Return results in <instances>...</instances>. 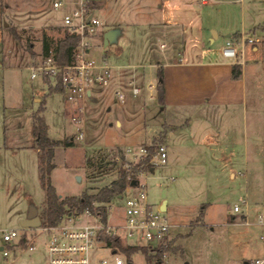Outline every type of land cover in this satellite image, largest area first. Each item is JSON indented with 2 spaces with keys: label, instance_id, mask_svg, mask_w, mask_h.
I'll return each instance as SVG.
<instances>
[{
  "label": "rangeland",
  "instance_id": "obj_1",
  "mask_svg": "<svg viewBox=\"0 0 264 264\" xmlns=\"http://www.w3.org/2000/svg\"><path fill=\"white\" fill-rule=\"evenodd\" d=\"M8 1L14 10L4 19L7 24L3 22L0 28V245L4 244L5 228L17 227L26 235L32 230L20 224L30 204L41 214L45 192L39 180L37 152L29 145L34 140L32 113L40 103L36 98L45 96L43 113L49 135L74 140L73 145H58L55 151L56 166L51 181L61 197L95 191L117 178L120 163L114 157L124 145L167 144V162L147 172V191L153 204L167 201L164 214L172 225L174 245L180 246V250L166 251L161 263L157 257L148 260L139 250L132 254L131 264H243V259L262 258L264 225L256 223V215L264 210V29L258 27L260 19H264V0L236 2L231 18L237 27L232 31L244 29L247 36L261 38L256 42L257 51L249 43L240 56V61L248 60L244 71L247 85L244 103L214 107L210 110V127L200 123L196 132L183 129L178 133L174 132L175 127L163 125L165 112L155 96L150 97V111L142 113L140 105L135 104L141 95L134 96L130 86L124 89L125 101L118 100L113 93L99 114L90 102L82 108L73 101L67 102L63 91H50V83L42 75L33 79L29 65L43 57L44 38L54 45L65 29L60 23L63 10H56L54 21L46 22L41 16L52 17L49 11L52 8L50 2H45L47 5L43 3L38 11V20H28L25 13H19L22 0L4 2ZM11 26L21 33L22 42L13 35ZM212 29L206 30L205 44L217 52L225 44L227 31H221L220 37L211 42ZM138 33L130 30L128 35L108 45L92 43L88 56L102 60L109 55L108 61L125 60L129 52H137L144 46ZM164 39L159 35L153 38L156 53L160 52ZM27 40L34 43L36 56L26 49ZM155 61L150 58V63ZM51 85L56 86L54 79ZM116 115L122 118V126L116 124ZM74 116L82 118L84 137L78 136L76 123L71 120ZM205 127L210 128L211 135ZM165 128L166 139L162 133ZM207 136H212V140ZM14 144L26 148H14ZM232 171L235 176L231 175ZM244 197L251 207V223L243 222L242 215L233 213L234 203L244 205ZM112 204L110 218L116 221L123 211V198L114 199ZM84 218L81 215L79 221H85ZM36 231L41 229H33L34 236L38 235ZM42 239L43 234L36 239L35 249L23 244L9 246L8 256L0 249V264H48ZM145 247L148 254H154ZM122 255L127 258L125 253ZM102 256L113 258L115 254L109 247L97 245L92 257Z\"/></svg>",
  "mask_w": 264,
  "mask_h": 264
},
{
  "label": "crops",
  "instance_id": "obj_2",
  "mask_svg": "<svg viewBox=\"0 0 264 264\" xmlns=\"http://www.w3.org/2000/svg\"><path fill=\"white\" fill-rule=\"evenodd\" d=\"M4 1L7 0H0L1 29L2 23L5 22L4 19L9 15L11 10H14L9 1L7 3ZM52 1L22 0L23 5L19 13H25L28 20H38V11L43 6V3L50 2L49 4L52 9L49 11L52 13V17L45 14L40 16L46 22L54 21L53 17H56L55 12L58 9L53 8ZM236 2H243V0H212V2L210 0H163L161 4L159 0H100L97 12L103 24L99 26L97 33L92 36V43L108 45L112 42H117L121 37L128 35L130 30L139 32L138 34H141L140 36L143 37L145 43L137 52H129L128 54L130 55H128L127 59L109 61L112 64L123 65L113 80L107 86L93 88L85 100L74 103L84 108L85 103L90 102V106L96 107V110L100 114L101 109L105 108V104L107 105L111 100L112 94L114 93L117 97V88H121L125 93L126 99L127 95L124 89L130 86L128 80L134 76L137 85L140 87V91L134 93L132 90V94L134 96L141 95L135 104L140 105L142 108L140 109L141 112L146 114L147 111H150V97L155 96L158 100L157 73L158 68L161 66L165 82V103H159L165 112L163 125L166 128L175 127V133L183 129H191V132H196L197 126L200 123L206 124V126L209 125L210 127L212 123L210 110L223 105L231 107L239 106L244 103L246 98L247 85L244 79V71L248 60L246 59L245 62L241 61V74L238 78H234L232 76L234 61L225 57L221 51L224 43L218 48L217 52L211 51V48L205 44V39L208 36L206 35L207 28H213V35L209 36L211 42L220 37L221 31H227L224 34L226 36L224 42L230 37L235 40L238 39V35L241 32L246 33V31H243L244 29L242 31H239V29L232 31L234 28H237L234 27L231 19L235 11L234 5ZM6 8L7 11H5ZM60 23L63 25L61 21ZM258 27L264 29V19H260ZM110 29L116 30L115 37L113 40L105 43V33ZM155 35L165 38L160 43L159 53L153 50L152 40ZM247 44L241 45V43H238L243 55L244 51L246 52ZM250 44L253 51L259 49L256 43ZM108 57L109 55L104 58L109 60ZM116 57H119V55ZM150 58H155L156 63H150ZM144 60H148V63ZM256 60L257 58L254 59V61ZM1 64L2 62L0 61ZM133 65L135 67H132ZM40 99L36 98L37 101ZM117 99L120 100L118 97ZM68 101L71 100L67 99ZM66 107L65 104V110ZM110 108L109 105L108 109ZM116 124L119 126L123 125L120 115H116ZM209 127H205V130L208 132V135H211L212 131H210ZM166 128L162 132L163 136L165 133V139L168 133ZM191 137L194 140L196 139V136L193 134ZM208 139L212 140V136H209ZM33 143L34 140L29 147L35 148L37 152L38 149L33 146ZM128 146L133 145L127 144L123 147L126 148ZM13 147L26 148L25 145L21 144H14ZM231 175L235 176V172L232 171ZM118 198H121V196ZM158 205L161 208L164 205V210L168 208L166 200L158 203ZM31 206L32 204H30ZM30 207L28 208V212ZM25 217L27 215L22 218ZM118 218L116 221H112L110 218V221L113 223L123 221V211L118 215ZM28 228L32 229L26 232L31 237L33 229H37L38 227ZM36 233L38 234L36 239H38L41 234L38 231ZM34 234L35 232L33 236ZM41 241L43 243V239ZM43 249H45L44 243ZM242 262L243 264H247L248 260L243 259Z\"/></svg>",
  "mask_w": 264,
  "mask_h": 264
},
{
  "label": "built area",
  "instance_id": "obj_3",
  "mask_svg": "<svg viewBox=\"0 0 264 264\" xmlns=\"http://www.w3.org/2000/svg\"><path fill=\"white\" fill-rule=\"evenodd\" d=\"M100 0H53L52 6L55 9L63 10V26L71 33L82 36L79 45L76 47L75 59L68 64H59L56 60V52L51 49L39 61L29 65L31 77L36 78L42 75L52 84V79L61 84L68 100L79 102L85 100L95 87L107 86L117 75L123 65L112 64L107 59L98 60L89 57L92 45V36L97 33L99 26L103 24L98 15V4ZM261 41L260 37L247 36L245 32L238 35V39L228 38L222 46V54L236 62H240L243 56L238 43H256ZM132 67H135L134 65ZM134 93L140 91L136 78L133 76L128 80ZM117 97L124 101L125 93L121 88L116 90ZM75 129L79 137H84L82 118L74 116ZM149 144L128 146L117 152L114 159L129 167L139 162L145 156L148 160L143 167L132 171L130 177L136 179V184L130 183L123 195V221L111 222L110 214L113 212V200L106 203L109 212L107 220L103 221L100 213H93L90 209L78 211L74 209L62 216L61 220L54 225H41L40 234H43L44 248L47 252L48 264H131L122 254V251L115 250L104 239L105 236L119 240L125 244L148 246L153 253L157 252L160 245H166L172 238L170 234L171 223L158 204H153L148 196L146 178L147 172L155 169L156 165L167 162V147L164 142L155 144L153 150ZM132 182V181H131ZM244 205L235 202L233 213L242 215L243 222L251 223L250 205L246 197L242 198ZM85 215V221H79V217ZM90 219V220H89ZM256 223L264 225V210L258 211ZM27 240L29 249H35V239L25 234L17 227L5 228L3 230L2 251L5 256L10 253L9 246L21 245L22 238ZM264 237V235H263ZM97 245L109 247L115 256H106L93 259L92 252ZM166 254L164 252L163 256ZM247 264H264V256L259 259L248 261Z\"/></svg>",
  "mask_w": 264,
  "mask_h": 264
},
{
  "label": "trees",
  "instance_id": "obj_4",
  "mask_svg": "<svg viewBox=\"0 0 264 264\" xmlns=\"http://www.w3.org/2000/svg\"><path fill=\"white\" fill-rule=\"evenodd\" d=\"M64 27V26H63ZM65 28V27H64ZM13 35L22 42L23 36L17 30L16 27H10ZM82 36L77 33H71L66 28L63 33L57 38L54 45L50 44L46 38L43 40V56L47 55L51 49L56 52V60L59 64H68L75 59L76 47L79 45ZM26 49L32 56H36L37 52L34 50V43L32 40H27L25 43ZM241 63L236 62L233 64L232 76L238 78L241 74ZM158 80H157V93L158 101L163 104L165 103V82L163 68H158ZM58 89L61 90V84L56 86L50 85V91ZM46 98L45 96L40 99V103L36 110L32 113L33 119V134L34 143L36 147L38 157V172L41 186L45 192L44 203L41 209L42 225H54L58 223L62 216L69 213L70 211L77 209L78 211H84L90 209L93 213H100L102 220L106 221L108 217V210L106 203L118 198L120 195L125 193L126 187L131 183L132 177L130 173L137 171L140 167L145 165L148 160V156L142 158L139 162L129 165V167H123L122 164L119 166V174L117 178L113 179L110 183L103 184L99 189L95 191L85 190L81 195H65L61 197L55 185L51 181V172L56 166L54 161L55 149L58 145L69 146L74 144L73 138H54L49 135L48 123L44 115ZM150 150H153L155 143L148 145ZM104 239L113 249L122 251L127 255V259L132 261L131 256L136 251H143L148 260L153 257H157L158 262L163 261V254L165 251L170 249L180 250V246L174 245V238H171L166 245L162 244L154 254H148L147 248L143 245H131L125 244L119 240L105 236ZM23 245H26L25 235L21 240Z\"/></svg>",
  "mask_w": 264,
  "mask_h": 264
},
{
  "label": "water",
  "instance_id": "obj_5",
  "mask_svg": "<svg viewBox=\"0 0 264 264\" xmlns=\"http://www.w3.org/2000/svg\"><path fill=\"white\" fill-rule=\"evenodd\" d=\"M5 24L7 22L5 21ZM116 34L115 29H110L105 33V43H108L110 40H113ZM80 179V176L78 177ZM136 179L132 180V184H136ZM163 210L165 209V206L163 205ZM20 224L23 227H40L42 225V219L41 216L37 213L36 206L32 205L29 209V212L27 214V217L22 218L20 220ZM0 249H2V246H0Z\"/></svg>",
  "mask_w": 264,
  "mask_h": 264
}]
</instances>
